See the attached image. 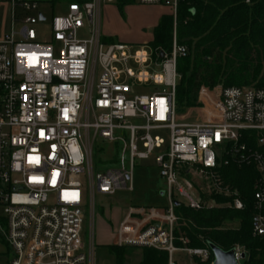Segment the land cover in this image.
Instances as JSON below:
<instances>
[{
	"label": "built area",
	"instance_id": "built-area-1",
	"mask_svg": "<svg viewBox=\"0 0 264 264\" xmlns=\"http://www.w3.org/2000/svg\"><path fill=\"white\" fill-rule=\"evenodd\" d=\"M9 1L11 28L0 40V234L10 249L8 264H94L93 243L88 248L82 241L86 201L132 190L137 161L151 155L166 181L168 204L131 206L117 231L120 245L166 251L168 264H179L176 252L212 264L209 245L191 246L177 234L175 202L180 195L196 211L243 210L239 191L220 171L231 163L256 172L252 230L264 236V87L202 86L207 116L180 123L177 61L188 50L176 29L169 51L105 43L102 5L114 0ZM134 1L165 6L176 24L180 0ZM44 5L53 12L50 40L36 29L47 21ZM152 130H168L169 140ZM253 135L256 145L243 141ZM97 138L115 144V164L96 172ZM212 195L228 201L219 204ZM235 252L239 262L243 250Z\"/></svg>",
	"mask_w": 264,
	"mask_h": 264
},
{
	"label": "trees",
	"instance_id": "trees-1",
	"mask_svg": "<svg viewBox=\"0 0 264 264\" xmlns=\"http://www.w3.org/2000/svg\"><path fill=\"white\" fill-rule=\"evenodd\" d=\"M75 1L87 0H50L53 5ZM134 2L116 0V5L123 12L126 5ZM176 20L177 39L188 50L187 55L177 61L180 78L176 104L179 110L198 105L197 96L202 86L264 87V71L245 60L250 55V49L246 48L248 42L264 49V0H180ZM173 28V15L163 14L153 29V39L149 45L155 50L169 51ZM103 41L112 43L115 39L103 36ZM234 49L245 60L241 61V65L235 66L229 56ZM252 83L256 84L246 86ZM243 141L256 145L254 135ZM220 171L225 181L232 188H237L245 208L234 210L227 206H216L196 211L179 203L175 207L180 217L177 234L187 236L190 245L196 247L213 243L228 251L239 246L245 258L240 259L238 264H264V236H255L252 230L256 172L251 166L232 163L222 165ZM211 198L219 204L228 201V198L218 195ZM129 247L108 248L115 254L118 264H124ZM168 260L166 251L146 247L140 264H168ZM196 261L197 264H205Z\"/></svg>",
	"mask_w": 264,
	"mask_h": 264
},
{
	"label": "rangeland",
	"instance_id": "rangeland-1",
	"mask_svg": "<svg viewBox=\"0 0 264 264\" xmlns=\"http://www.w3.org/2000/svg\"><path fill=\"white\" fill-rule=\"evenodd\" d=\"M130 5L136 7V9L142 6L144 10H147L146 12H151V10H153L156 15L168 10V8L162 5H147L138 2L129 4V6ZM116 6V0L113 2H104L102 5L101 28L103 36H105L104 33L106 30H111L113 33L111 36L115 41L133 45L146 41L148 42L147 44H149L152 31L149 29H140L139 17L135 20H128L124 12L116 10ZM40 10L45 13L47 21L39 23L36 29L40 38L42 37L44 40H50V20L53 12L51 7L47 5L41 6ZM168 14H171L170 9ZM149 16L152 17V12ZM10 28V1L0 0V40L5 38ZM175 29L176 24L174 22L173 34ZM85 30H83L82 34H87ZM246 48L250 49V55L249 59L246 58L245 60H248V63L260 67L261 71H264V49L255 46L251 42L246 44ZM231 52L229 56L234 61L235 66L241 65V61H245L241 59L242 55L237 49ZM147 69L150 72L153 71L151 64L147 66ZM255 84L256 83H252L246 86H253ZM139 91L143 92L147 90L139 89ZM197 102L198 105L185 110L178 109L177 121L180 123L201 122L202 119L207 116V112L203 107L204 104L200 100L199 95L197 96ZM131 121L137 122V120L132 119ZM139 123L142 122L139 121ZM151 134L153 136H160L166 141L169 140L168 130H152ZM93 156L94 171L97 172L102 168L112 167L115 164V161L112 160L115 158V144L102 138H97L93 145ZM154 158L155 155H151L148 159L137 161L132 172V190L121 189L107 195L96 193L93 198L89 197L86 201L84 205L85 220L82 231V241L88 248L90 244L93 243L94 264H118L115 254L112 253L108 247L124 246L117 242V231L130 206L160 208L168 204L167 195L162 194V192L167 189L166 181L161 177L160 169L155 163ZM81 181L84 184V188H87L88 180L85 173L81 175ZM178 199L181 203L186 204L184 197L178 195ZM2 215L3 210L0 208V220ZM145 248L146 247L140 246L129 247L124 257V263L140 264ZM9 257L10 249L0 234V264H8ZM175 259H177L179 264H197V261L185 252H176Z\"/></svg>",
	"mask_w": 264,
	"mask_h": 264
},
{
	"label": "crops",
	"instance_id": "crops-1",
	"mask_svg": "<svg viewBox=\"0 0 264 264\" xmlns=\"http://www.w3.org/2000/svg\"><path fill=\"white\" fill-rule=\"evenodd\" d=\"M115 8H116L117 11H119L117 6ZM137 9H136V7H134L132 5H130V6L126 5L124 7V11L123 12H124V14H125V16H126V18L128 20H135L137 17H139V27H140V29H149V30L152 31L151 39H150V41H151L153 39V29L159 23V20H160L161 16L163 14L169 13V9L167 11H164L161 14H157V15L155 14V12H153V10H151L152 17L149 16L151 12H146L147 10L146 9L144 10V7L139 6V9L138 10ZM104 35L105 36H111V35H113V33L111 32V30H106ZM143 43H148V42L145 41ZM143 43H139V44H143ZM127 212H128V210L126 211V213ZM124 216H126V214Z\"/></svg>",
	"mask_w": 264,
	"mask_h": 264
},
{
	"label": "water",
	"instance_id": "water-1",
	"mask_svg": "<svg viewBox=\"0 0 264 264\" xmlns=\"http://www.w3.org/2000/svg\"><path fill=\"white\" fill-rule=\"evenodd\" d=\"M192 12H194V10H192ZM163 54L164 53L161 52V57H163ZM162 194L164 193L162 192ZM178 204L179 202H175L176 206ZM208 245L214 255V261L212 264H238L235 249L225 251L213 243H209ZM241 258H245V253L241 254ZM124 264H129V263L125 262Z\"/></svg>",
	"mask_w": 264,
	"mask_h": 264
}]
</instances>
